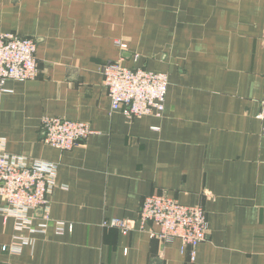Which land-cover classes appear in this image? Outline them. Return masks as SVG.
I'll use <instances>...</instances> for the list:
<instances>
[{
	"label": "crops",
	"instance_id": "crops-1",
	"mask_svg": "<svg viewBox=\"0 0 264 264\" xmlns=\"http://www.w3.org/2000/svg\"><path fill=\"white\" fill-rule=\"evenodd\" d=\"M2 33L35 41L38 76L0 92V143L58 168L44 233L11 252L19 233L0 218V264H264V0H0ZM111 62L167 75L160 118L110 114ZM44 117L92 135L61 152L42 143ZM155 193L204 210L194 262L156 226H103Z\"/></svg>",
	"mask_w": 264,
	"mask_h": 264
},
{
	"label": "built area",
	"instance_id": "built-area-1",
	"mask_svg": "<svg viewBox=\"0 0 264 264\" xmlns=\"http://www.w3.org/2000/svg\"><path fill=\"white\" fill-rule=\"evenodd\" d=\"M120 48L125 45L118 42ZM264 49V35L261 37ZM36 43L13 33L0 34V92L7 81L26 82L38 76L35 58ZM137 58V56H136ZM104 87L110 100L111 113H120L128 120L144 116L160 118L164 111L168 77L163 73L141 68H125L121 62L106 63L99 68ZM264 121V96L258 115ZM42 143L61 152L70 151L84 144L92 131L88 124L56 117H44L40 122ZM264 134V128H262ZM57 164L27 160L5 152L0 143V218L15 221V236L10 251L17 253L29 243L23 232L44 233L50 223L49 195L56 187ZM40 214L42 223L36 228L34 221ZM156 226V232L145 227ZM104 227L115 228L123 234L132 231L147 232L151 239L164 244L178 240L180 252L188 253L195 261L196 248L208 237L206 214L200 206L182 205L165 194L155 193L142 200L135 220H111Z\"/></svg>",
	"mask_w": 264,
	"mask_h": 264
}]
</instances>
